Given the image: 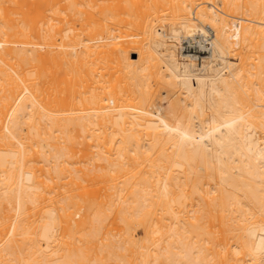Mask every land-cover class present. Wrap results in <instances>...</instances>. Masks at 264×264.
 I'll return each instance as SVG.
<instances>
[{
  "label": "bare ground",
  "instance_id": "obj_1",
  "mask_svg": "<svg viewBox=\"0 0 264 264\" xmlns=\"http://www.w3.org/2000/svg\"><path fill=\"white\" fill-rule=\"evenodd\" d=\"M0 264H264V0H0Z\"/></svg>",
  "mask_w": 264,
  "mask_h": 264
},
{
  "label": "rangeland",
  "instance_id": "obj_2",
  "mask_svg": "<svg viewBox=\"0 0 264 264\" xmlns=\"http://www.w3.org/2000/svg\"><path fill=\"white\" fill-rule=\"evenodd\" d=\"M150 20L153 21V24H154L155 27H157L160 30H163L164 32L168 31L169 28L172 27V26H174L175 28L179 29L176 20H172L169 17H166L164 15V13H160V11H159L158 14H156L155 16H153L152 19H150ZM193 24L195 26H199L197 23H193ZM190 38H191L190 34H188L185 31H182L180 33V39L179 40H173V39L172 40H170V39L167 40V46H168V48L171 51H173L176 59H179L180 58L179 56L182 53V50H181L182 47L181 46L182 45L185 46V44H182V43H185ZM196 43H197V41H192L191 42V47H193V49L198 48V45ZM195 45H196V47H195ZM135 58H136V56L130 55V59H135ZM220 63H221L220 58L214 57L212 59V63L210 65V67L216 66L217 64H220ZM151 86H152V89H155V91L157 92V94L158 93H161V95L159 96L160 98H159V102H158L157 106L158 107L165 108L166 105H167V99H166V96H164L165 95L164 93L167 91L166 93H167L168 96H173V93H175L174 90L173 91L172 90H166L165 91L161 84H156L154 82H152ZM66 87H65V90L67 89L70 92L71 90L69 89L68 84H67ZM63 92H64V90H63ZM66 92L67 91H65L62 94V96L64 97V99H66L65 98ZM67 94H69V93L67 92ZM79 141H81V140H79ZM94 166L96 168L98 167L99 170H101V172L107 170V163L104 160L103 161L95 160Z\"/></svg>",
  "mask_w": 264,
  "mask_h": 264
}]
</instances>
